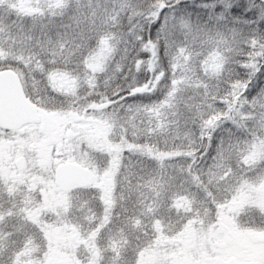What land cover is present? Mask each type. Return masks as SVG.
<instances>
[{
	"label": "snow or ice",
	"instance_id": "snow-or-ice-1",
	"mask_svg": "<svg viewBox=\"0 0 264 264\" xmlns=\"http://www.w3.org/2000/svg\"><path fill=\"white\" fill-rule=\"evenodd\" d=\"M0 264H264V0H0Z\"/></svg>",
	"mask_w": 264,
	"mask_h": 264
}]
</instances>
